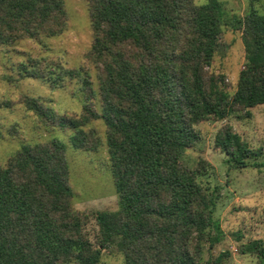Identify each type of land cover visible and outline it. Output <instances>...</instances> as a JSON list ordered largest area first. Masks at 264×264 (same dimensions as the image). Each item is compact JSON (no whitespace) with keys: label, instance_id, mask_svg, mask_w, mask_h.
<instances>
[{"label":"trees","instance_id":"trees-1","mask_svg":"<svg viewBox=\"0 0 264 264\" xmlns=\"http://www.w3.org/2000/svg\"><path fill=\"white\" fill-rule=\"evenodd\" d=\"M260 1L249 0V11L230 20L221 0H88L93 42L87 57L99 69L101 112L90 100L92 90L78 116L37 97L22 102L45 125L71 129L76 149L98 148L97 132L85 126L103 119L118 208L93 212L99 231L92 242L84 232L88 213L73 206L66 144L58 138L22 144L7 164L0 162V264H100L104 250L122 254L125 264H224L229 251L213 255L224 237L215 218L218 188L199 179L208 162L189 167L182 157L199 137V122L225 119L234 108L249 115L264 105ZM67 19L64 0H0V45L59 35ZM224 26L241 30L245 45L234 94L225 74L207 70ZM19 67L23 76L54 86L83 77L91 89L84 67L41 58ZM215 145L232 169L263 154L229 123ZM242 251L264 264L262 239Z\"/></svg>","mask_w":264,"mask_h":264},{"label":"rangeland","instance_id":"rangeland-1","mask_svg":"<svg viewBox=\"0 0 264 264\" xmlns=\"http://www.w3.org/2000/svg\"><path fill=\"white\" fill-rule=\"evenodd\" d=\"M64 1L68 19L61 34L24 38L0 45V162L7 164L22 144L46 142L53 138L63 141L70 167L69 184L74 191L73 206L88 213L84 232L97 243L99 227L93 212L118 208L103 119L92 120L85 126L86 130L97 132L98 148L76 149L70 141L71 129L45 125L22 102L24 96L37 97L61 114L78 116L92 90L90 100L101 112L99 69L87 57L93 42L88 0ZM221 1L230 20L243 17L250 9L249 0ZM196 2L201 4L207 0ZM255 6L264 13V0ZM30 58L60 62L65 68L84 67L90 74L91 89L85 88L83 77L79 76L67 77L55 86L39 77L23 76L19 65ZM244 63L245 45L241 30L224 26L220 46L207 68L208 72L225 74L227 89L234 94ZM249 113L234 108L225 119L211 117L199 122L195 126L199 137L186 148L182 157V162L189 167L197 166L202 159L208 162L199 179L207 186L218 188L215 218L221 224L224 237L213 249V255L229 251L224 264H261L256 254L242 251L243 245L252 239L264 241V105L251 107ZM227 123L252 148L263 150V154L257 160L251 159L245 168H230L227 155L215 145L217 132ZM256 162L262 166H256ZM209 257V252H205L204 258ZM100 264H125V261L122 254L104 250Z\"/></svg>","mask_w":264,"mask_h":264}]
</instances>
